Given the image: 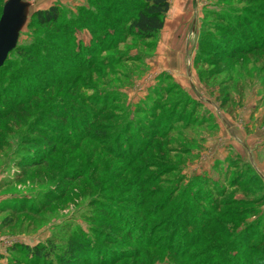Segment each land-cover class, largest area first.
I'll list each match as a JSON object with an SVG mask.
<instances>
[{"label": "rangeland", "instance_id": "374dc122", "mask_svg": "<svg viewBox=\"0 0 264 264\" xmlns=\"http://www.w3.org/2000/svg\"><path fill=\"white\" fill-rule=\"evenodd\" d=\"M3 1L18 9L0 69V264L14 245L50 240L62 250L83 235L105 247L104 264H264V51L221 54L230 26L264 41V0H170L155 44L124 37L122 23L95 32L108 36L90 69L68 68L70 47L31 23L53 4L72 21L88 0ZM90 33L75 36L87 44ZM32 44L34 57L55 61L49 74L17 56ZM220 89L233 99L223 107ZM36 130L54 135L53 150L30 149ZM99 208L146 225L143 240L156 247L125 238ZM92 229L120 240L104 243Z\"/></svg>", "mask_w": 264, "mask_h": 264}, {"label": "trees", "instance_id": "16d2710c", "mask_svg": "<svg viewBox=\"0 0 264 264\" xmlns=\"http://www.w3.org/2000/svg\"><path fill=\"white\" fill-rule=\"evenodd\" d=\"M97 3H103L102 7L100 9H93V4L97 5ZM4 4L5 2L0 0V16ZM169 4L170 0H88V6L82 5L78 7L77 14L73 15L72 18L73 22L66 19L65 12L62 7L53 4L48 8L37 9L33 11L31 23L37 30L43 29L40 31V35L43 34L46 40H51L55 43H58L59 47H70L72 50L71 55L75 57L69 61L68 68L90 69L93 66H96L94 63L97 57L96 54L102 50L104 38L108 36L104 31L102 35H99V37L95 38V32L99 31L100 29L112 30L116 23H122L123 26H126V29L122 28L120 30L124 37L126 34H130L135 36L138 40H152L153 44H155L157 33L164 25V17L169 9ZM110 14L114 16L110 17ZM72 23L76 24L75 27L72 25ZM83 27H86L91 32L90 39L87 44H83V42L75 36L76 31L81 30ZM231 30L234 32L236 31L233 26H230V30H228L229 37L227 42L224 44L226 46L222 45L224 46V52H220L223 57L227 59H234L239 55H249L253 52L264 51V41L256 43L249 38L250 36L247 38L248 35H244V38H241L237 33V35L235 33L233 34ZM120 41L123 42L124 39H121ZM75 42H78L77 49L73 50L72 46L76 44ZM34 43H36V45L41 44L40 41H35ZM36 45L32 44L26 46H17L15 48V52L17 53V56L21 58L25 55H28L30 60H33L41 70L45 71V73L48 71L47 74H49L51 71L47 69V66L51 65V62L55 61H51L52 59H50L51 57L49 56L46 58V61L43 62L42 57L39 55L38 58L34 57L35 55L32 53V49ZM103 59L100 61H103ZM201 61L203 60H200L199 57L196 56L194 59L195 66H199ZM5 63L6 60L0 66V69L5 66ZM55 64L57 65V63ZM101 64L104 63L102 62ZM65 70L68 71L69 69ZM64 76L65 74L63 73L60 75L51 74L49 77L51 81L47 82L42 87V90H40L42 93L40 95H44L47 92L50 94L52 85L51 83L55 81L59 82ZM38 90L39 89H36V91ZM220 91L221 92L218 96V99H221L220 102L221 106L223 107L225 106V103H229L232 98L229 96V92H225L222 96L223 89H220ZM32 94H36L35 91H33ZM81 102L77 101L76 103H79L80 107L82 108ZM9 106L12 105L9 104ZM3 112H5L6 115L8 114L6 113V110ZM57 114L58 113H56L54 117H56ZM57 121L65 123L66 116L62 120L60 119ZM200 122H203V120ZM35 134L36 135H33V137H31L28 141L32 151L39 150L43 144H46L47 147H49V150L54 149L55 139L53 134H45L43 130H36ZM58 142H61V140ZM40 160H35V164L39 163ZM198 190L199 187L195 188V191ZM154 192L152 191V193ZM127 200V203L122 202L121 204H137L138 206L143 202V199H140L138 202L134 201V199H131L130 197ZM117 201H119V198L116 199V202ZM103 204L106 205V207L107 205L110 206L107 201L106 203H102V205ZM132 210L133 207L130 205H125L123 208H121V211L131 212ZM99 211L103 213V215L100 213V216H108L110 212V210L105 208H99ZM148 211L149 212H146L142 215L145 217V215L147 216L152 214V210ZM108 217L115 219V223L119 224L116 225L119 229L117 232L124 234L125 238L133 241L135 240L139 244H145L147 242V246L156 247L154 241L143 240L145 233L147 232L146 225H139L138 223H135L134 225L131 224L125 212ZM92 232L96 233V235L107 244H112L113 242L120 240L109 233H105V231L92 229ZM105 250V247L98 245L96 241L89 235H83L82 237L76 239L70 238L62 250H57L55 246L52 245L50 240L44 243H36L34 245H14L10 248L12 255L7 256V262L5 264H104L108 261V253H105ZM124 254L126 255L127 252L121 249L119 251V255L122 256ZM3 258L4 255L2 252H0V260Z\"/></svg>", "mask_w": 264, "mask_h": 264}, {"label": "water", "instance_id": "95a60500", "mask_svg": "<svg viewBox=\"0 0 264 264\" xmlns=\"http://www.w3.org/2000/svg\"><path fill=\"white\" fill-rule=\"evenodd\" d=\"M17 9V2L14 5L6 2L0 16V66L4 63L7 52L12 47L14 41L12 28Z\"/></svg>", "mask_w": 264, "mask_h": 264}, {"label": "crops", "instance_id": "0c3cea01", "mask_svg": "<svg viewBox=\"0 0 264 264\" xmlns=\"http://www.w3.org/2000/svg\"><path fill=\"white\" fill-rule=\"evenodd\" d=\"M0 252H1V250H0Z\"/></svg>", "mask_w": 264, "mask_h": 264}]
</instances>
